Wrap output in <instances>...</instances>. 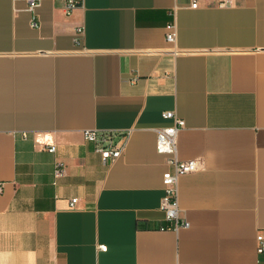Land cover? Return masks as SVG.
<instances>
[{"label":"crops","instance_id":"1","mask_svg":"<svg viewBox=\"0 0 264 264\" xmlns=\"http://www.w3.org/2000/svg\"><path fill=\"white\" fill-rule=\"evenodd\" d=\"M38 1L34 27L28 0H0V264H264V0H80L70 16ZM163 112L185 122L178 159L199 164L178 229ZM85 130L130 141L104 162Z\"/></svg>","mask_w":264,"mask_h":264},{"label":"built area","instance_id":"2","mask_svg":"<svg viewBox=\"0 0 264 264\" xmlns=\"http://www.w3.org/2000/svg\"><path fill=\"white\" fill-rule=\"evenodd\" d=\"M81 4L80 0H64V11L70 16ZM28 9L33 13L34 27H38L39 24L36 20V10L40 7V1L28 0ZM217 6L220 8L230 7L233 5V0H215L214 3L209 6ZM192 8H199L200 3L198 0H194ZM84 29L77 27L75 29L74 42L80 44V37L83 35ZM165 38L168 44L176 46L177 42V26L176 21L172 20L166 27ZM175 53V51H173ZM133 84L138 82V77L134 76L131 81ZM162 118L164 120L174 121V125L166 128H162L157 132V144L156 150L159 154L169 156V163L173 165V171H168L164 174V196L162 198V209L165 211L168 220L176 221L175 228H179L178 219L180 216V209L178 203V187L179 180L181 177L196 172L199 168L197 160L181 161L177 157V141L178 133L185 128L184 120L178 118L173 112H163ZM84 139L86 142L94 146V150L98 153L104 162L116 161L125 153L129 141L130 132H123L119 134L118 140L114 139L112 132H103L98 130H85L83 132ZM23 138L26 139L28 135L22 134ZM49 152L54 153L56 151L55 146H51L48 149ZM66 167L63 162H57L54 168V176L59 179L64 177ZM1 191V190H0ZM77 204V199H73L70 202V207L74 208ZM183 227H189L188 222H184ZM102 251H106V247L100 246ZM257 253L258 255H264V234H259L257 237Z\"/></svg>","mask_w":264,"mask_h":264},{"label":"water","instance_id":"3","mask_svg":"<svg viewBox=\"0 0 264 264\" xmlns=\"http://www.w3.org/2000/svg\"><path fill=\"white\" fill-rule=\"evenodd\" d=\"M81 5V4H80Z\"/></svg>","mask_w":264,"mask_h":264}]
</instances>
